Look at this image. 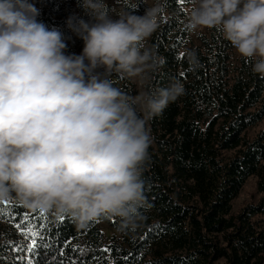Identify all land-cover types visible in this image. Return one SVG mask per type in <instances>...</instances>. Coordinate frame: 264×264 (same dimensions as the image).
<instances>
[{
    "label": "clouds",
    "instance_id": "clouds-1",
    "mask_svg": "<svg viewBox=\"0 0 264 264\" xmlns=\"http://www.w3.org/2000/svg\"><path fill=\"white\" fill-rule=\"evenodd\" d=\"M143 3V15L113 16L106 0H78L84 15L65 21L83 42L76 55L63 32L38 21L35 0H0V201L70 217L79 228L112 217L120 232L140 227L148 122L184 94L179 80L135 96L113 84L115 73L144 85L165 62L147 41L166 0ZM205 28L218 29L264 77V0H193L185 29ZM187 55L196 70L195 53Z\"/></svg>",
    "mask_w": 264,
    "mask_h": 264
},
{
    "label": "trees",
    "instance_id": "trees-1",
    "mask_svg": "<svg viewBox=\"0 0 264 264\" xmlns=\"http://www.w3.org/2000/svg\"><path fill=\"white\" fill-rule=\"evenodd\" d=\"M35 3L38 21L63 32L68 53L79 55L83 42L65 24L70 15H84L78 0ZM106 3L113 16L143 15L146 7L143 0ZM192 7L193 0H166L147 41L165 62L143 90L179 80L184 94L148 122L152 144L142 179L149 207L141 210L140 227L120 232L112 217L79 228L70 217L0 201V264H264V128L248 136L264 120V77L252 71L254 61L240 56L232 64L234 47L218 29L186 30ZM189 52L199 63L194 71ZM111 79L136 95L132 79L115 73ZM252 177L257 202L233 214V201ZM100 225L117 237L105 239Z\"/></svg>",
    "mask_w": 264,
    "mask_h": 264
},
{
    "label": "rangeland",
    "instance_id": "rangeland-1",
    "mask_svg": "<svg viewBox=\"0 0 264 264\" xmlns=\"http://www.w3.org/2000/svg\"><path fill=\"white\" fill-rule=\"evenodd\" d=\"M109 4L114 5L115 0H106ZM155 3V0H147V6H152ZM198 29L196 32H198ZM203 30V29H202ZM240 55L236 52L235 48L232 52V64H236ZM132 81L135 84L136 95L140 92H143V85L139 84L135 78H132ZM264 128V120L257 124L251 131L248 132L249 137H253L259 130ZM260 194L257 190V179L250 178L248 179L244 186L241 189L238 197L232 203V213L236 214L242 207L247 204H255L259 198ZM100 229L105 237V239H109L111 237H117V234L110 228L105 225H100Z\"/></svg>",
    "mask_w": 264,
    "mask_h": 264
},
{
    "label": "snow or ice",
    "instance_id": "snow-or-ice-1",
    "mask_svg": "<svg viewBox=\"0 0 264 264\" xmlns=\"http://www.w3.org/2000/svg\"><path fill=\"white\" fill-rule=\"evenodd\" d=\"M28 214H24V217L26 218ZM40 215H43V213H40ZM17 228H20V225H17ZM35 235V233H34ZM35 247V241L33 240L32 243L29 245V251H31L33 248ZM105 251H107V249H105ZM29 264H31V262H29Z\"/></svg>",
    "mask_w": 264,
    "mask_h": 264
}]
</instances>
